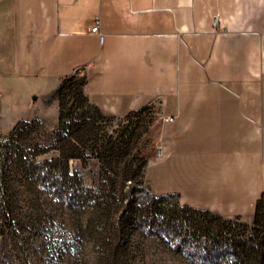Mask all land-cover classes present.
Wrapping results in <instances>:
<instances>
[{"label":"crops","instance_id":"1","mask_svg":"<svg viewBox=\"0 0 264 264\" xmlns=\"http://www.w3.org/2000/svg\"><path fill=\"white\" fill-rule=\"evenodd\" d=\"M76 71L105 112L157 101L173 116L146 169L155 193L252 222L264 205V0H0V90L28 85L36 100Z\"/></svg>","mask_w":264,"mask_h":264},{"label":"trees","instance_id":"2","mask_svg":"<svg viewBox=\"0 0 264 264\" xmlns=\"http://www.w3.org/2000/svg\"><path fill=\"white\" fill-rule=\"evenodd\" d=\"M72 75L64 77L57 89L56 156L38 160L37 155L48 147L33 144L30 151L25 142L18 143L24 132L38 123L35 119L17 121L5 140L0 141V232L10 228L17 235L18 227L37 224L44 213L41 203L49 202L65 208L81 241L96 248V264H129L135 235L157 238L191 264H264L261 199L249 225L234 222L210 209L182 204L172 193H147L141 181L145 159L137 156L141 164L136 169L127 167L120 178L134 183L128 185L131 190L123 192L118 188L119 174L114 178L106 171L108 168L113 172L112 164L120 162L126 154L127 147L121 137L104 145L92 133L89 150L96 154L102 167L97 185L86 186L81 174L69 168V159L86 157L87 146L80 144L81 134L93 127L88 116L75 110L89 102L83 90L85 75L67 108ZM43 237L48 253L62 254L65 239L54 240L48 234Z\"/></svg>","mask_w":264,"mask_h":264},{"label":"rangeland","instance_id":"3","mask_svg":"<svg viewBox=\"0 0 264 264\" xmlns=\"http://www.w3.org/2000/svg\"><path fill=\"white\" fill-rule=\"evenodd\" d=\"M83 78L82 71H77L72 75L71 92L66 96V100L71 97L67 108L73 102L74 96L78 92V85ZM64 79L59 82L50 95L36 100L32 99L36 94L28 85L12 90L11 84H4L0 90V141L5 140L17 121L35 119L38 123L29 127L30 129L24 132L18 143L25 142L29 146L27 150L30 151L33 144L48 147L46 151L37 155L38 160L56 156L55 131L58 129L59 116L57 89ZM74 106L76 107V105ZM75 110L88 116L92 120L93 127L81 134L80 144L87 146L84 149L86 157L69 159L70 170H77L83 177L86 186H96L102 165L96 154L89 150V146L92 144V133L99 139V144L104 145L109 140L121 137L127 147L126 154L120 162L112 164L113 172L106 169L107 174L115 178L118 173V188L123 192L131 190L128 185L134 183H129L128 180L122 181L120 178L127 167L136 169L141 164L138 158H143L145 164L141 173L142 187L145 192L158 195L146 181L145 175L148 165L163 157H157L155 152L158 144L164 146L160 136V125L164 120L158 112V102L154 101L122 115L105 112L90 101L86 102L84 107ZM28 117L32 118L24 119ZM27 131L30 134H26ZM173 199L176 198L173 197ZM40 208L44 210V213L38 219L37 224L25 228L18 227L19 229L15 232L17 235H14L10 228L0 232V264H96L94 261L96 248H91V245H85L81 241L74 227V220L67 210L57 203L49 202L41 203ZM233 221L244 222L240 219H233ZM244 223L251 225L252 222ZM44 234H48L54 240L57 237L65 239V248L61 255L56 256L48 253L47 246L43 242ZM78 249L82 252L72 253ZM131 254L129 264H191L187 259L174 253L153 237L135 235Z\"/></svg>","mask_w":264,"mask_h":264},{"label":"built area","instance_id":"4","mask_svg":"<svg viewBox=\"0 0 264 264\" xmlns=\"http://www.w3.org/2000/svg\"><path fill=\"white\" fill-rule=\"evenodd\" d=\"M98 25H99V18L96 17L94 19V22H93V25L91 26L90 30L94 33H98L100 34L99 30H98ZM101 36V34H100ZM162 119L164 121H172L173 120V116L172 115H164L162 116ZM155 152H156V155L157 157H162L164 155V146L163 144H158L155 148Z\"/></svg>","mask_w":264,"mask_h":264}]
</instances>
